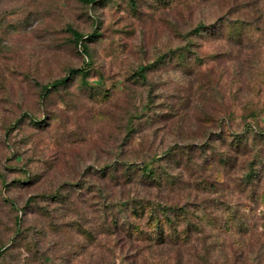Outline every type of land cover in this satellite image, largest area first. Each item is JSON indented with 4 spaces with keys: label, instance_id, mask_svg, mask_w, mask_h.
<instances>
[{
    "label": "rangeland",
    "instance_id": "1",
    "mask_svg": "<svg viewBox=\"0 0 264 264\" xmlns=\"http://www.w3.org/2000/svg\"><path fill=\"white\" fill-rule=\"evenodd\" d=\"M263 2L0 0V264H264Z\"/></svg>",
    "mask_w": 264,
    "mask_h": 264
},
{
    "label": "trees",
    "instance_id": "2",
    "mask_svg": "<svg viewBox=\"0 0 264 264\" xmlns=\"http://www.w3.org/2000/svg\"><path fill=\"white\" fill-rule=\"evenodd\" d=\"M81 3L89 5V4H94L97 0H79ZM264 1V0H263ZM264 3V2H263ZM247 5H250V2H247ZM258 23H261L263 25V20L258 21ZM255 25L252 21L250 20H244V19H236V20H232L228 22V31L226 34H222V30H221V26L220 27H215V26H208L202 23H199L198 25H196L192 32L196 33V34H200L203 31L210 29L211 28V32L215 31L217 33V35H221L222 39H225L227 42V45H233L235 47H242L244 46V44H246L247 40H249V35H248V31H250L249 26L250 25ZM261 26V25H260ZM262 27V26H261ZM264 29V28H262ZM73 35L75 38V43L78 44L81 48V51L88 57L89 55V49L87 47V45L84 43V41H82V38L84 37V35L76 30H73ZM95 35H98L95 31L93 33L87 34L86 38H91L94 37ZM250 41V40H249ZM184 50L181 52V56L184 57L185 55ZM168 56V53H165L163 55H160L154 62L146 64L143 67H140L136 70L137 76L141 77V78H145L146 77V72L148 69L152 68L153 66L157 65L159 63L160 60L165 59ZM198 57V62H195V64H193V60L190 59L188 62L183 61V63L186 66H190L192 68H194V66H196V70L199 68V66H201L202 62L204 61L202 58H200L199 55H197ZM82 72L83 75V81L84 83H87L85 76H86V72L87 70L85 69V67H76V68H70L68 71V75L62 78H58L56 80H54L53 82L43 86L44 87V91L45 93L49 92L52 88L55 89L57 88L59 85L61 84H65L67 83L68 78L74 74V73H79ZM219 78L220 76L217 77V81L219 82ZM257 107L252 106L251 110L248 113V116L251 117H255L257 116ZM194 145V144H193ZM192 146V145H191ZM150 162L147 161H142L140 163V167L142 169V173L145 176V179H148L147 181H149V185L151 186H158L160 188L166 189V187H171L169 189H174L176 188L178 185H176L178 183L177 180L174 179V183L171 186H167V184L163 183V180L166 179V177L168 176L167 171L162 167L160 168H156V167H152L151 164H149ZM167 180V179H166ZM192 184L197 183V181L193 180L191 181ZM175 207L173 206H167V204L163 205L162 210L165 209H174ZM160 245V244H158Z\"/></svg>",
    "mask_w": 264,
    "mask_h": 264
}]
</instances>
